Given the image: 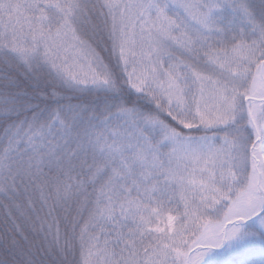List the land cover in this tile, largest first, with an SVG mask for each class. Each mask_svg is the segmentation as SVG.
I'll use <instances>...</instances> for the list:
<instances>
[{"label": "snow or ice", "instance_id": "snow-or-ice-1", "mask_svg": "<svg viewBox=\"0 0 264 264\" xmlns=\"http://www.w3.org/2000/svg\"><path fill=\"white\" fill-rule=\"evenodd\" d=\"M0 264H264V0H0Z\"/></svg>", "mask_w": 264, "mask_h": 264}]
</instances>
